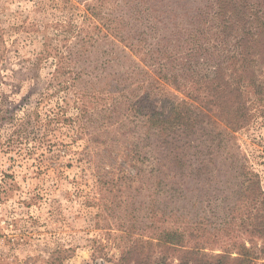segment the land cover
Segmentation results:
<instances>
[{"label": "rangeland", "instance_id": "374dc122", "mask_svg": "<svg viewBox=\"0 0 264 264\" xmlns=\"http://www.w3.org/2000/svg\"><path fill=\"white\" fill-rule=\"evenodd\" d=\"M211 1L0 0V264H184L156 241L174 230L213 256L259 249L239 163L264 193V114L234 134L211 128L174 162L180 143L129 110L155 79L140 59Z\"/></svg>", "mask_w": 264, "mask_h": 264}, {"label": "trees", "instance_id": "16d2710c", "mask_svg": "<svg viewBox=\"0 0 264 264\" xmlns=\"http://www.w3.org/2000/svg\"><path fill=\"white\" fill-rule=\"evenodd\" d=\"M209 4L207 11L192 16L191 29L147 50V58L140 61L155 79L148 76L135 85L146 95V105L131 102L129 106L135 117L144 119L146 132L157 141L168 147L180 143L174 162H179L186 150L195 153L201 143H196L197 139L206 137L211 128L222 126L234 134L264 114V0H212ZM135 70L136 77L143 71L137 66ZM120 75V84L125 83L127 78ZM158 81L174 88L182 98L167 94ZM105 87L103 82L101 90ZM239 169L240 190L249 209L247 228L261 241L259 249L242 245L234 257L230 252L213 256L201 251L196 238L178 230L164 232L156 241L181 247L187 259L184 264H258L264 260L260 259L264 258L260 177L245 158H241Z\"/></svg>", "mask_w": 264, "mask_h": 264}]
</instances>
